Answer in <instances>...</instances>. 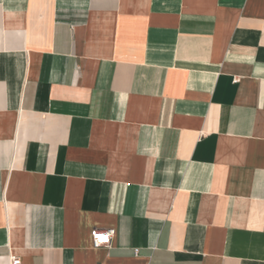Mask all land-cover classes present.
<instances>
[{
	"label": "crops",
	"instance_id": "crops-1",
	"mask_svg": "<svg viewBox=\"0 0 264 264\" xmlns=\"http://www.w3.org/2000/svg\"><path fill=\"white\" fill-rule=\"evenodd\" d=\"M14 255L264 264V0H0Z\"/></svg>",
	"mask_w": 264,
	"mask_h": 264
},
{
	"label": "built area",
	"instance_id": "built-area-1",
	"mask_svg": "<svg viewBox=\"0 0 264 264\" xmlns=\"http://www.w3.org/2000/svg\"><path fill=\"white\" fill-rule=\"evenodd\" d=\"M114 228H94L91 231L92 242L94 247L109 246L115 236ZM12 264H20L21 259L17 256H11Z\"/></svg>",
	"mask_w": 264,
	"mask_h": 264
}]
</instances>
